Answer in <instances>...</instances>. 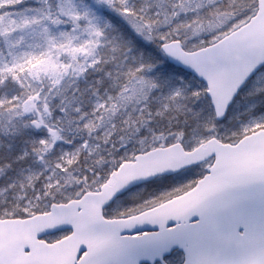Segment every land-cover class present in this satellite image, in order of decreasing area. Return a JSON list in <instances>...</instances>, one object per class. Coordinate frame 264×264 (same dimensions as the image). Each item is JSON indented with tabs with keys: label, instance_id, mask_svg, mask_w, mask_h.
Returning a JSON list of instances; mask_svg holds the SVG:
<instances>
[{
	"label": "rangeland",
	"instance_id": "rangeland-1",
	"mask_svg": "<svg viewBox=\"0 0 264 264\" xmlns=\"http://www.w3.org/2000/svg\"><path fill=\"white\" fill-rule=\"evenodd\" d=\"M203 1L212 2L0 0V74L12 77L15 86L10 89V83H0V219L29 217L46 212L51 203L78 199L88 187L109 179L100 177L110 175L111 165L116 161L118 164L129 161L140 145L164 147L180 143L185 150H191L210 138L234 144L245 135L264 129V67L244 86L225 119L216 122L204 86L191 75L164 65L156 52L152 34L159 43L174 36L182 41L185 51L191 52L205 47L207 36L214 37L216 25L230 32L248 20L241 16L220 18L210 12L205 19L209 25L206 33H193L200 25L183 24L185 30L179 29L184 19L189 18L186 14L198 11ZM227 2L237 6L243 0ZM167 6L177 9L172 13V19L177 21L172 30H166ZM103 11L120 19L123 30L120 28L119 35L109 37L102 33L98 15ZM187 31L190 37L185 39ZM132 38L148 46L135 51L127 45ZM106 66L108 76L103 71ZM98 77L114 83L117 118L132 136L120 141L118 148L106 145L113 125L101 122L107 106L103 98L110 99L105 93H101L100 99H93L86 91L95 86ZM68 79L79 80L87 93L84 116L78 122L86 133L85 142L62 139L41 126L44 124L39 114L41 96L19 97L21 86L38 89L43 82L59 86ZM55 114L51 112V123L62 124L61 117ZM4 128L8 129L6 133ZM138 131L142 136L135 139ZM106 151L110 156L104 155ZM81 153L100 165L98 178L77 181L67 173L68 166ZM204 169L205 166L198 167L136 187L104 214L123 217L147 209L188 189ZM64 235L59 233L46 240Z\"/></svg>",
	"mask_w": 264,
	"mask_h": 264
},
{
	"label": "water",
	"instance_id": "water-1",
	"mask_svg": "<svg viewBox=\"0 0 264 264\" xmlns=\"http://www.w3.org/2000/svg\"><path fill=\"white\" fill-rule=\"evenodd\" d=\"M160 51L169 65L205 85L221 121L264 66V0H257L247 23L210 46L185 52L171 41ZM210 158L206 176L187 194L126 219L102 218V210L132 187ZM111 177L98 192L53 204L45 214L0 220V264H141L173 249L182 252V264H264V130L232 146L211 139L190 152L180 144L156 148L123 162ZM63 230L71 234L51 244L41 240ZM147 231L156 233L130 237Z\"/></svg>",
	"mask_w": 264,
	"mask_h": 264
},
{
	"label": "trees",
	"instance_id": "trees-1",
	"mask_svg": "<svg viewBox=\"0 0 264 264\" xmlns=\"http://www.w3.org/2000/svg\"><path fill=\"white\" fill-rule=\"evenodd\" d=\"M211 3H207L203 1L202 4H200L198 11H191V13H187V17L185 18L184 21L182 22L181 26H179V29H184V25H200V27H197L193 33H200L202 34V31H205L206 33V27H208V23L205 21L206 17L209 15L208 13L212 12V14H216L220 16V18L223 17H234V16H241V17H251L254 14L255 11V6H256V0H243V3H236L235 4L229 5L227 0H211ZM179 9V8H178ZM166 12L164 14V17L166 18V22L169 19L167 23V28L166 30H172L174 27V24L177 22L176 19H172V13L174 12V8H171L167 6L164 9ZM183 12V11H182ZM182 13H180L181 15ZM184 14V12H183ZM193 14L195 17L191 18V15ZM185 15V14H184ZM185 15V16H186ZM197 15V16H196ZM101 19V24H102V33L104 35H108L109 37L113 36L114 33L115 35H119V30H123L121 27V21L118 19L117 15L111 13V12H99L98 15ZM176 16V13H175ZM209 19V18H208ZM119 20V24L117 25V22ZM184 24V25H183ZM186 25V27H187ZM216 25V24H215ZM99 29V28H98ZM221 29V28H220ZM219 26L216 25V30L213 32L214 37L210 38L212 36L209 35L207 36V39L205 40L206 45H209L216 41L217 39L221 38L225 34H227L229 31H226L224 29L220 30ZM120 30V31H121ZM163 31V30H162ZM160 30L157 31L159 33ZM190 32H185L184 36H186L185 39L189 38ZM171 39L174 38V36H170ZM182 37V36H179ZM153 41L152 43H155L156 45V52L160 56L159 51H158V46H159V41L157 38H155V35L152 34ZM210 38V39H209ZM200 39L204 40L202 36H200ZM126 40V39H124ZM180 40V39H179ZM123 41V40H122ZM181 41V40H180ZM127 45L131 47V49L138 48L143 49L144 47H147L148 45L141 42L138 38H132L127 40ZM109 45V42H108ZM136 51V49H135ZM39 50H37V53ZM140 52V51H139ZM105 52H101V55ZM161 58V57H160ZM162 60V58H161ZM163 61V60H162ZM164 63V61H163ZM164 65H166L164 63ZM105 69L103 70L105 75L108 76L109 72V67L106 66L104 67ZM18 72H15L14 75L16 76ZM14 82V79L12 77L6 76L5 73L0 74V83H10L9 86H11L10 89L13 88L14 85L12 83ZM114 84V83H113ZM113 84L109 83V80L107 78L99 79L96 78V83L95 86L91 85L88 90L89 93H91L94 98L93 99H100L101 93H105L106 97L108 99H104L105 102H107V106L104 108V112L102 114V121H104L108 125H113L112 128V134L110 135L108 141H107V146L111 145L114 148H118V144L120 141H126L129 138H132V136L124 131V125L120 126V119L117 118V114L119 113L118 106L116 101V93L113 91L114 86ZM123 85V84H120ZM15 87V86H14ZM82 84L80 83L79 80H73V79H68L67 81H64L61 85L55 86L52 84L47 83H41L39 88H33L29 86H21L19 88L18 93L19 97L21 94L24 95L25 98L31 97H40L41 98V106L39 109V114L40 117L42 118V121L44 122L41 123V126H45L49 128L50 132H56L58 137L62 139H71V141H78V142H85V136L86 133L83 132L79 126L78 122L81 120V117L83 118V114L85 111V102H86V97L87 93L85 91V88H82ZM40 94V95H39ZM51 112H55V116L61 117L62 119V124L60 125H53L51 123ZM76 117V118H75ZM110 121V122H109ZM52 124V125H51ZM4 133L8 131L7 128L2 129ZM131 136V137H130ZM135 139H138L142 136V132L138 131L135 133ZM138 147V146H136ZM154 147L152 144H147V145H140L138 148H136V153L139 152H144L147 150H150ZM117 150L115 151V153ZM105 156H110V152L106 151L104 153ZM100 165L96 162H91L88 160V158L85 156L84 153L79 154L75 161L68 166L67 168V173H71L73 176L74 180H85L87 181H92L95 178H98L97 175H99L100 172ZM114 170L118 166V162L116 161L114 164L111 165ZM100 178H109V175L101 176ZM101 181L97 182L96 185H93L92 187H88L87 190H96ZM16 218V217H15Z\"/></svg>",
	"mask_w": 264,
	"mask_h": 264
},
{
	"label": "flooded vegetation",
	"instance_id": "flooded-vegetation-1",
	"mask_svg": "<svg viewBox=\"0 0 264 264\" xmlns=\"http://www.w3.org/2000/svg\"><path fill=\"white\" fill-rule=\"evenodd\" d=\"M197 181H198V179L194 182V185L196 184ZM181 261H182V257H181V255L177 251L172 252L166 258V262H168L170 264H179Z\"/></svg>",
	"mask_w": 264,
	"mask_h": 264
}]
</instances>
